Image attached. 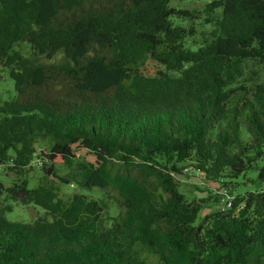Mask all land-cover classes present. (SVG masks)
Wrapping results in <instances>:
<instances>
[{
    "label": "trees",
    "instance_id": "1",
    "mask_svg": "<svg viewBox=\"0 0 264 264\" xmlns=\"http://www.w3.org/2000/svg\"><path fill=\"white\" fill-rule=\"evenodd\" d=\"M171 2L0 0V66L17 94L0 103V167L18 176L0 182V264H264V189L233 193L264 159V0ZM197 16L208 29L191 49L195 27L175 21ZM190 170L232 207L200 218L219 196L181 193ZM17 203L45 217L8 221Z\"/></svg>",
    "mask_w": 264,
    "mask_h": 264
},
{
    "label": "rangeland",
    "instance_id": "2",
    "mask_svg": "<svg viewBox=\"0 0 264 264\" xmlns=\"http://www.w3.org/2000/svg\"><path fill=\"white\" fill-rule=\"evenodd\" d=\"M212 0H172L171 6L177 8L179 10H201L207 3ZM198 17V16H197ZM177 26H193L196 29V36L188 41L187 47L191 49H197L201 44L200 34H203L207 31V26L203 22L202 17H198L197 19H192L188 17L183 21H175ZM15 50L20 52L22 56L25 58L31 57L30 46L27 43H20L18 46H15ZM39 62L46 63L45 59H40ZM52 62H61V57L58 56ZM17 97L14 82L9 76V71L6 68L0 66V103L7 102L13 100ZM243 139H247V135L242 132ZM40 149V148H38ZM76 157L80 159H84L87 162L94 163V156L90 155L85 150L74 149ZM264 167V159L257 163V169L250 171L238 179L234 180L238 186L235 187L234 194H242L246 192H254L260 191L264 189V183L257 181L258 170ZM183 176L177 178L179 183V191L183 193L189 199H209L216 196L217 190L219 191L222 183H217L211 180L206 179L203 175L195 172L194 170H190L189 172L184 171ZM41 176V166L37 164H32V167L29 169L27 173V179L30 181L31 187L37 182L39 177ZM18 176L13 172H10L4 168V166L0 167V182L4 185H10L11 183L17 180ZM75 187L72 185L62 187V192L66 196L71 195L74 192ZM88 197L99 199L102 195L98 189H94L91 192H81ZM107 200L108 205H110V209L113 215L118 213V208L115 205V201L111 195ZM105 198L108 195L104 196ZM217 203L213 200L206 205L204 210L200 213L199 217L202 218L206 214L217 210ZM6 219L11 222H32L40 217H45V212L36 206H23L21 204H14L13 210L10 213L5 215Z\"/></svg>",
    "mask_w": 264,
    "mask_h": 264
},
{
    "label": "built area",
    "instance_id": "3",
    "mask_svg": "<svg viewBox=\"0 0 264 264\" xmlns=\"http://www.w3.org/2000/svg\"><path fill=\"white\" fill-rule=\"evenodd\" d=\"M37 165L41 166L42 162L37 161ZM215 194L219 196V203L217 205V210L219 212H226L232 207L234 196L230 194L227 189L221 188L219 191L217 190Z\"/></svg>",
    "mask_w": 264,
    "mask_h": 264
}]
</instances>
